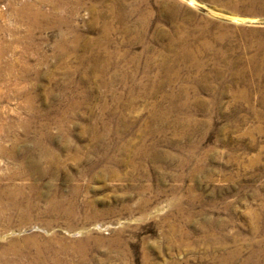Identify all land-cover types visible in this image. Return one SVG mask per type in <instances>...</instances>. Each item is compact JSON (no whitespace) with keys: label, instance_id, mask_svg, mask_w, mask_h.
Masks as SVG:
<instances>
[{"label":"rangeland","instance_id":"rangeland-1","mask_svg":"<svg viewBox=\"0 0 264 264\" xmlns=\"http://www.w3.org/2000/svg\"><path fill=\"white\" fill-rule=\"evenodd\" d=\"M0 264H264V0H0Z\"/></svg>","mask_w":264,"mask_h":264},{"label":"bare ground","instance_id":"bare-ground-1","mask_svg":"<svg viewBox=\"0 0 264 264\" xmlns=\"http://www.w3.org/2000/svg\"><path fill=\"white\" fill-rule=\"evenodd\" d=\"M230 16V15H229ZM236 18V17H235ZM235 18H233V19H235Z\"/></svg>","mask_w":264,"mask_h":264}]
</instances>
